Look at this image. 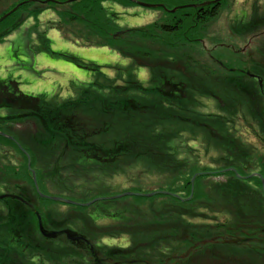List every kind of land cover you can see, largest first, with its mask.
Here are the masks:
<instances>
[{"label": "trees", "instance_id": "16d2710c", "mask_svg": "<svg viewBox=\"0 0 264 264\" xmlns=\"http://www.w3.org/2000/svg\"><path fill=\"white\" fill-rule=\"evenodd\" d=\"M57 1L62 4L19 0L26 3L1 22L11 17L10 26L0 32V42L50 9L58 15V20L48 22L57 24L51 28L66 36L58 25L84 24L89 38H99L88 45L108 47L131 65L116 67V80L111 79L101 71L103 67L54 53L52 40L41 31L36 53L71 58L91 72L94 81L74 83L71 88L80 97L59 102L48 100L46 94L24 93L14 78H0V127L13 125L27 114L38 121L43 135L30 142L33 162L42 155L44 165H53L55 175L64 177L54 184L56 192L50 196L88 203L114 192H109L105 180L128 175L133 169L159 178L149 193L168 194L135 197L145 202L141 209L130 204L119 207L115 199L93 204L89 214H84L89 208L75 206L80 217L66 222L56 221L58 213L48 208L41 215L44 224L74 228L67 232L76 247L86 243L80 238L84 234L92 244L100 233L129 235L130 248L96 246L90 252L92 264H264V45L257 54L236 52L219 40L216 47L207 49L203 42L208 25L219 17L220 3L181 7L174 13L167 9L176 6L161 7L168 15H183L170 22L122 29L105 6L114 0ZM65 6L69 9H60ZM244 15L237 25H230L232 33L248 35L264 26V17L252 24L245 23L248 15ZM140 67L151 74L147 85L136 74ZM118 81L124 84L116 86ZM208 102L215 110L204 113ZM112 106L124 115L115 125L109 120L112 132L102 144L99 122L106 123L101 116ZM244 134L254 135L255 141ZM115 135L116 142L111 140ZM190 142L203 145V159ZM180 144L188 145L184 154L193 158L180 155ZM36 199L62 203L39 195ZM3 203L7 210L0 211V264H38L41 258L44 263V259L59 263L61 258L88 262L58 247L56 240L64 235L60 231L48 238L43 234L45 245L36 242L39 222L36 203L29 197H7ZM103 219L122 223L123 229L95 228ZM81 222L85 232L79 231Z\"/></svg>", "mask_w": 264, "mask_h": 264}, {"label": "rangeland", "instance_id": "374dc122", "mask_svg": "<svg viewBox=\"0 0 264 264\" xmlns=\"http://www.w3.org/2000/svg\"><path fill=\"white\" fill-rule=\"evenodd\" d=\"M32 1H41L46 4L51 1L59 5L62 4L61 1L57 0ZM114 1L116 2L106 3L105 6L108 7L107 10L110 16H112L114 13L113 18L115 21L117 20V23L120 27H123L122 29L144 27L156 21H158L159 23L162 21L170 22L174 19V16H179L181 18L183 15V12L176 15H173L171 13L170 15H168L164 11L165 9H161V7H143L140 5L138 0L137 4L135 3L134 5L133 3L128 2L130 0ZM181 1L183 3H171L169 2V0H144L141 3L146 5H155V3L163 4L164 7L162 8L166 9L170 6H176L175 8L180 9L181 6L184 8L198 5L213 6L216 3H220L219 5H221L222 8L219 17L208 25L209 33L203 42V45H206L207 49L216 47V45L219 44L218 42H216L218 40L222 41V43L229 44L230 46L234 47L236 52L242 51L243 53L249 51L256 52L264 45V26L262 28H259V30L257 31L249 33L248 35H239L238 33H232L230 27L231 24L237 25L238 22L242 21L243 17H245L244 14L248 15L245 23H248L250 21L249 23L253 24V21L259 20L264 17V0H201V3L198 4H187L190 3L188 2L190 0L186 2L184 0H180V2ZM22 3L26 2H19V0H0V16L14 5L18 6L21 4L22 6ZM177 5L180 6L178 7ZM60 9L67 10L69 8L65 6ZM172 9L167 10L171 12L170 10ZM73 10L76 11V7H74ZM188 12L191 13L190 11H186V13ZM57 18L58 15L56 14V12L54 13L53 10L51 11L49 9V11H45L43 14L37 17L36 20H33L32 18V20H28L27 22H25L21 28L17 29V31L13 34L9 35L3 43L0 42V78H14L18 82H20V90H22L24 93L28 95L46 94L49 96L48 100H58L59 102L75 100L80 97L79 91H73V89L71 88L74 83L88 84V80H92V82L94 81V77L91 79L92 73L87 71L86 69H82L74 61L70 60L71 58H61L54 56L53 54L50 55L49 53H36V48L38 45L37 34L41 31H45L46 34H48V38L52 40L53 44L51 45L52 51L54 53H65L68 55V57H75L80 61L103 67L101 71L111 79L116 80V67H129V65H131V61L129 59L123 57L120 53H116L110 48L108 50H105L102 49L103 47L99 48L97 46L88 45L95 44V40H98L99 38H89L87 32L84 31V24L82 26H79L78 24L68 26L66 24L64 25L63 23L58 25V27L63 26V28L66 30V32L68 33L66 34V36L60 33L57 28H51L52 26H57V24L54 25L48 22L53 21V19L58 20ZM10 19L11 17L7 19L6 23L4 22L3 24H0V32L3 31V29H6V27L10 26ZM63 39H65V41ZM74 39H78V42L82 44V47H86H84V49L70 48L69 43L66 41L73 42ZM258 52H256L255 54H257ZM220 56H223V54L221 53ZM255 58L260 61V58ZM136 74L139 81L146 85L149 83L151 74L146 67H140L136 71ZM222 76L226 77V74H223ZM123 84L124 83L122 81H118L116 86ZM205 103H207V101H205ZM208 104H210L209 109L202 110L204 113L208 111L213 112L215 110L213 109L214 106L212 102H208ZM6 114L7 113H5L4 115ZM27 115L28 116L23 115L22 120L15 122L13 125L0 127V211L7 210L3 203V199L7 197H16L20 195L26 197L27 199L29 197L30 201H34L36 203L35 211L37 212V219L39 222L40 234L38 233L37 237L35 236L36 242H40L42 245H45L46 242L44 240L45 237L43 236V234H57L60 231L64 235L59 236V239L56 240V244L59 243L58 247L63 250L72 252L73 255L74 253L80 254V256H77L78 258L86 257L88 262H84L83 264H92L91 253L95 251V249L97 248L96 246L102 247L100 245L106 244L107 246H109L108 248H130L132 244L129 235H120L116 231L114 237H104V235L102 236V233H100L99 236L96 237L98 239L97 241H95V244H92V242L87 238L85 234V236L81 234L83 236L80 235L81 237H79L82 239V242H86L88 246H86V243H82V245L78 247L72 246V242H69V235L67 230H74V228L63 226L55 229L50 225L44 224L43 217L44 213H47L48 208H51L50 210L58 213L59 216H57V218L55 219L56 221L60 220L61 222H66L69 217H80V214H78L75 209V206L77 205L66 204L63 202L59 203L58 205H54L50 202L46 203L36 199V196L39 195V193L36 189L35 179L42 194L53 195L56 192L54 184H57L60 179L64 180V177H58L57 175H55L56 172L54 171L53 165L52 167L44 165L43 158L41 159L42 155H37L35 157L36 163L34 164V158L32 156L31 149L32 145L30 144L34 141L36 142L40 140L41 137L39 135L42 136L43 134L38 121L35 120L31 115ZM120 115H124V113H119L116 110L115 106H112L109 108L107 113L101 116L102 120H105L106 122H99L101 129L100 138L98 141H100L102 144H106L109 140L112 132V125H115L114 121H117ZM109 120L112 121L111 127L108 125ZM115 136L116 137L113 136L111 140L116 142L118 140V135ZM244 137L255 141L254 135L244 134ZM6 139H11V143H9ZM34 144L36 145V143ZM190 145H195L196 149H199V154L201 156V159H203L205 153V148H203V145L201 143L194 144L193 142H190ZM179 147H182L179 149L181 152L180 155L184 157V159H186L187 156H185L186 153L184 154V152L187 151L188 153V145L180 144ZM189 155L191 154L189 153ZM189 155L187 159L193 158V155ZM205 161L208 162V159H205ZM37 166L40 168H38ZM158 181L159 178H157V176L154 177L142 171L141 169H133V171L128 172V175L118 174L111 179L105 180L104 185L106 187H109V192H112V190L114 192L107 195H102L100 198L112 197V195H121L125 192H129L132 194L135 193L134 196L123 195L124 197L115 198V200L119 201L116 203V205L122 207L125 204H130L136 205L141 209L144 207L145 202H143L142 200H137L135 197H143L145 199L146 197H149L147 195L149 193L148 191L156 188V183ZM97 202H94L90 206H87L86 208H89V211H85L84 214H89L91 206ZM41 226L43 227L42 230ZM79 226V231L85 232L82 222ZM95 226H97L95 227L97 229L104 228L106 230L114 228L121 230L123 229L122 223H118L109 219H103V221L98 222L97 224H95ZM135 228L134 230H136ZM48 229L50 230V232L47 231ZM44 261L45 263L41 258V260L38 261V264H81V262L79 261L66 258H61L59 263L47 261L46 259H44Z\"/></svg>", "mask_w": 264, "mask_h": 264}, {"label": "water", "instance_id": "95a60500", "mask_svg": "<svg viewBox=\"0 0 264 264\" xmlns=\"http://www.w3.org/2000/svg\"><path fill=\"white\" fill-rule=\"evenodd\" d=\"M73 0H71V1H69V2H72ZM22 4H24V3H22ZM140 5L141 6H143V7H154V6H156V7H164L162 4H159V5H153V4H148V5H146V4H143V3H140ZM21 6V4L20 5H18V6H16V8H14L12 11H10V12H8V13H6L5 14V16H3V17H1L0 18V23L1 22H3V21H5V19L8 17V16H10L12 13H14L19 7ZM182 7V6H181ZM179 8H174V9H172V10H170L171 12H176L177 10H178ZM1 135H3V134H1ZM6 137V136H5ZM11 139H13V138H11ZM10 139V140H11ZM21 148V147H20ZM237 174V173H236ZM238 175V174H237ZM255 175H257V174H255ZM255 175H253V176H255ZM239 178H241L240 176H238ZM248 177H244V178H242V179H247ZM194 181V180H193ZM192 181V182H193ZM35 185H36V189L38 190V193H39V195H40V197H42V198H44V199H51V200H53V201H55V202H63V203H66V204H73V205H77V206H85V207H87V206H90L92 203H94V202H99V201H102V200H110V199H115V198H121V197H124L123 195H133L134 196V194H132V193H129V192H125V193H123V194H121V195H112V197H102V198H96V199H94V200H92L91 202H88V203H77V202H75V201H73V200H67V199H64V198H62V197H54V196H50V195H44V194H42L41 193V191H40V189L38 188V185H37V183H36V179H35ZM263 190H264V179H263ZM156 193H161V194H168V192L166 193V192H162V191H156V192H153V193H148L147 195L149 196V197H151V196H155L156 195ZM175 196H177V195H175ZM178 197V196H177ZM179 198V197H178ZM42 226H41V230H42ZM56 235V233H48V234H45V236L48 238V237H52V236H55Z\"/></svg>", "mask_w": 264, "mask_h": 264}, {"label": "crops", "instance_id": "0c3cea01", "mask_svg": "<svg viewBox=\"0 0 264 264\" xmlns=\"http://www.w3.org/2000/svg\"><path fill=\"white\" fill-rule=\"evenodd\" d=\"M54 33H58V32H54ZM63 38V37H62ZM64 41H65V39H63ZM66 42H68L69 43V45H70V48H75V49H84V47H86V46H84V47H82V44H80L78 41H73V42H70V41H66ZM100 48V47H99ZM102 49H109L108 47H104V48H102ZM117 56V55H116ZM91 79H92V77H91ZM90 81H92V80H88V82H90Z\"/></svg>", "mask_w": 264, "mask_h": 264}, {"label": "flooded vegetation", "instance_id": "af4514ba", "mask_svg": "<svg viewBox=\"0 0 264 264\" xmlns=\"http://www.w3.org/2000/svg\"><path fill=\"white\" fill-rule=\"evenodd\" d=\"M131 1V0H130ZM139 1V3H141V2H143L144 0H138ZM137 0H133V2L134 3H136L137 4V2H138ZM155 5H159V4H155ZM163 5V4H162ZM108 8V7H107Z\"/></svg>", "mask_w": 264, "mask_h": 264}, {"label": "bare ground", "instance_id": "6f19581e", "mask_svg": "<svg viewBox=\"0 0 264 264\" xmlns=\"http://www.w3.org/2000/svg\"><path fill=\"white\" fill-rule=\"evenodd\" d=\"M9 17V16H8Z\"/></svg>", "mask_w": 264, "mask_h": 264}]
</instances>
